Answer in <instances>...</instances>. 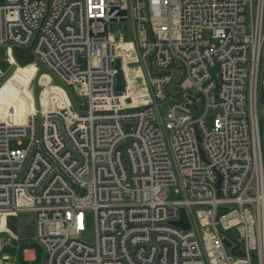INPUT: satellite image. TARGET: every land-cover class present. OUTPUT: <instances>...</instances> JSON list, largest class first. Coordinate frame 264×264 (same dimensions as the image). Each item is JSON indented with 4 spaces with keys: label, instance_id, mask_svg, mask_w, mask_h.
I'll use <instances>...</instances> for the list:
<instances>
[{
    "label": "built area",
    "instance_id": "1",
    "mask_svg": "<svg viewBox=\"0 0 264 264\" xmlns=\"http://www.w3.org/2000/svg\"><path fill=\"white\" fill-rule=\"evenodd\" d=\"M0 47V214L34 216L45 264H264V0H4ZM36 61L75 108L40 78L27 115L7 103Z\"/></svg>",
    "mask_w": 264,
    "mask_h": 264
},
{
    "label": "rangeland",
    "instance_id": "2",
    "mask_svg": "<svg viewBox=\"0 0 264 264\" xmlns=\"http://www.w3.org/2000/svg\"><path fill=\"white\" fill-rule=\"evenodd\" d=\"M3 1L4 0H0V3H3ZM108 29L116 37H117V35L119 33H123L125 36L127 35L128 38H131L132 28H131V25H130V23L128 21H125V22H111V23L108 24ZM203 34L209 36L208 33H203ZM3 56H4V49L0 47V60L3 59ZM0 65L4 66L3 60L0 62ZM213 73H214V71H212V74ZM41 78L44 79V81H46L45 80L46 78L43 75L40 77V79ZM49 83H51V82H49ZM24 92H25V90L24 91L21 90V89L18 90V94L15 95L16 102H15V105H14L15 109H16V106H18V111L23 113V114L25 113V109L27 107V104H25V106L22 107V108L19 105H22V103H24V101H25ZM6 98L9 99L7 97V95H6ZM74 98H75V96H74ZM17 103L19 105H17ZM166 109H167V104H163V106H161V111H162L163 114H165ZM260 109H261V106H260ZM26 114H28V110H27ZM215 114H216L215 111H209L208 114H207L208 120H212V118L215 116ZM27 142H28L27 140L22 139L21 143H19L18 139H13V140L10 141L9 145H10L11 148H18V147L19 148H25L26 145H27ZM168 192H169V199L170 200H181V199H183L182 190H181V187H180L179 184L171 186L169 188ZM6 235L7 234H6L5 230H4V228H1L0 229V239L5 240L6 239ZM82 239L86 240V241H88L90 243H92L93 240H94V218H93L92 213L88 214L86 232L82 235ZM19 242H20V238L18 240H12V241L4 242L5 244L3 245L2 249L0 250V256L5 255V254L9 256V254L13 253V251L16 248L23 249L24 247H32V248L35 249V253H36V258H37L36 264H45V261H46L45 252L43 251V249L41 247H39L37 244H35V242L32 239L31 240L29 239L25 244L22 243V244L18 245Z\"/></svg>",
    "mask_w": 264,
    "mask_h": 264
},
{
    "label": "water",
    "instance_id": "3",
    "mask_svg": "<svg viewBox=\"0 0 264 264\" xmlns=\"http://www.w3.org/2000/svg\"><path fill=\"white\" fill-rule=\"evenodd\" d=\"M14 57L16 58L17 62L21 66H25L29 63H32L34 61V56L31 52L30 48H18L15 47L13 49ZM37 66L39 67L38 72L36 74V77L33 81L32 91L35 97V100L38 105V95L41 90V87L39 86L38 79L44 75L49 74L48 70L43 66L40 62L36 61ZM115 68L117 69L116 74V90L122 91L124 88V75L121 70V64L120 59H116L115 61ZM51 75V74H50ZM8 76V75H7ZM7 76L4 78V80L7 78ZM52 77V85L55 86H61L67 93L72 106L75 108V101L72 93L70 90L64 86L58 79L55 77ZM3 80V81H4ZM2 84V82H1ZM0 84V86H1ZM59 125L60 122L58 121ZM127 130L129 129V126L126 125ZM61 130V127H60ZM61 132V136L65 140L64 134ZM68 147L71 149V146L68 145ZM175 225L187 229L189 228V222L186 215V212L183 208L180 209V218L179 220L174 222ZM5 228L11 231L14 235H16L20 239H32L34 236V216L32 214H21L18 216L14 215H8L5 217Z\"/></svg>",
    "mask_w": 264,
    "mask_h": 264
},
{
    "label": "bare ground",
    "instance_id": "4",
    "mask_svg": "<svg viewBox=\"0 0 264 264\" xmlns=\"http://www.w3.org/2000/svg\"><path fill=\"white\" fill-rule=\"evenodd\" d=\"M35 71V68L32 67V66H29V67H26L25 69L22 70V72H24V75H21V78H19L18 80V83L16 81V89L15 91L12 93V94H7V97L9 98V102L7 103H13L15 105V102H16V99H15V95L18 94V90H25L24 92V103H22V105H19L17 103V105H19L21 108L25 106V104H27V107L25 109V113L24 115H27L26 112L28 110V113L31 111V104H32V85H33V81L36 77V72ZM20 74L21 71H19ZM46 79V81H44V79H40L39 82H40V85L43 86L44 89H47V94H48V100H50V98L52 97H56L58 96L59 98H62L63 96V93L62 91L56 87V86H53L50 81V78L47 76V75H43ZM6 93V88L0 90V98H2ZM44 104V102H43ZM51 105L52 103H49L47 105L48 109L51 108ZM8 107V105L5 106V109ZM16 112H19L18 111V106H16ZM21 113V112H19ZM2 215V214H0Z\"/></svg>",
    "mask_w": 264,
    "mask_h": 264
},
{
    "label": "crops",
    "instance_id": "5",
    "mask_svg": "<svg viewBox=\"0 0 264 264\" xmlns=\"http://www.w3.org/2000/svg\"><path fill=\"white\" fill-rule=\"evenodd\" d=\"M1 228H4L3 215L0 216V229ZM28 240L29 239H20L18 245L22 243L25 244ZM9 257L13 259L14 264H36L37 261L35 249L32 247H24L23 249L16 248L13 253L9 254Z\"/></svg>",
    "mask_w": 264,
    "mask_h": 264
}]
</instances>
